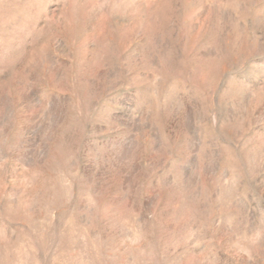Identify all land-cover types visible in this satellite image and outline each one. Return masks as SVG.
Wrapping results in <instances>:
<instances>
[{
	"label": "rangeland",
	"instance_id": "rangeland-1",
	"mask_svg": "<svg viewBox=\"0 0 264 264\" xmlns=\"http://www.w3.org/2000/svg\"><path fill=\"white\" fill-rule=\"evenodd\" d=\"M0 264H264V0H0Z\"/></svg>",
	"mask_w": 264,
	"mask_h": 264
}]
</instances>
